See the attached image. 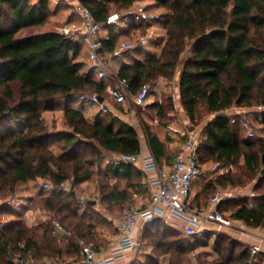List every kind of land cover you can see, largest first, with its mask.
Instances as JSON below:
<instances>
[{"label": "trees", "instance_id": "16d2710c", "mask_svg": "<svg viewBox=\"0 0 264 264\" xmlns=\"http://www.w3.org/2000/svg\"><path fill=\"white\" fill-rule=\"evenodd\" d=\"M136 1L84 0L101 23L112 13L110 3L128 11ZM154 1L166 9L160 16L167 35L165 45L143 60L121 66L116 76L127 80L131 94L145 85H155L159 79L178 77L180 102L193 125L200 123L203 111L214 116L225 114L209 120L202 131L201 163L214 161L219 170L229 168V172L208 183L206 194L214 193L219 186H245V180L257 177L260 184L256 189L262 188L264 140L242 138L239 126L231 123L229 111L264 106V0ZM49 3L50 0H0V194H10L19 184L38 177L49 179L53 189L40 197L41 206L54 214L50 221L28 225L23 214L30 206L17 210L3 202L0 213L10 212L16 217L0 221V264H16L17 257L33 264L50 257L61 259L68 252L80 251L77 238L90 244L93 223L88 222L86 212L78 216L76 193L59 186L68 181L75 186L98 179L102 201L108 207H119L129 199V193L102 174L104 154L139 155L141 151L135 127L114 116L88 118L81 107L73 106L82 94L109 97L107 86L94 78L95 71H86L85 62L78 59L84 44L81 39L62 35L56 28L22 35L24 30L48 23ZM108 32L103 39L104 51L111 53L121 42L116 29ZM59 107L63 108L67 130L48 132L40 122L42 111ZM148 108L156 112L152 118L163 124L168 104L156 102ZM258 122L264 127V110ZM145 133L158 162L166 155L165 142L147 124ZM56 140L64 142L66 148L60 154L51 147ZM113 171L130 176L131 164L117 166ZM27 201L35 199L29 197ZM256 201L255 207L242 201L225 209L220 205L219 210L231 211L228 216L232 220L247 226L264 227V191L257 194ZM56 220L73 236L58 237ZM142 230L145 237L154 233L157 240L155 250L141 264H161L160 258L172 253L185 255L202 246L200 239L214 236L211 232L203 237L187 236L160 219L146 222ZM223 234L227 235L215 233L219 252L225 249H220ZM223 240H230L232 245L226 264H249L251 256L246 245L229 236ZM203 241L210 242L209 238ZM168 263L174 264L171 260Z\"/></svg>", "mask_w": 264, "mask_h": 264}, {"label": "built area", "instance_id": "2783aa9c", "mask_svg": "<svg viewBox=\"0 0 264 264\" xmlns=\"http://www.w3.org/2000/svg\"><path fill=\"white\" fill-rule=\"evenodd\" d=\"M60 1V0H56ZM73 7L79 15L81 23L79 25L65 24L57 29V31L66 36H78L81 40L89 45V67L96 71L100 80L114 81L113 85L107 86L106 91L111 100L116 104H133L137 107L146 106L152 94L150 85L143 86L137 93L131 94L128 89L126 79H121L112 72L114 61L126 54L141 48L148 51L150 47L155 49L162 48L165 45V38L156 37L153 28L147 30L136 41H123L111 53L104 51L103 33L109 29H117L128 21L151 22L160 25V15H154L151 11L142 5H138L126 12L111 13L105 23L97 21L91 9L85 4L84 0H65ZM164 37V36H163ZM98 93H87L80 96V102L99 108L101 114L108 115L112 112L111 104L108 98L101 101ZM110 100V99H109ZM236 109H242L236 107ZM235 111L232 114L231 123L238 125L247 139L257 140L258 134L256 127L244 115L242 111ZM264 106H258L256 111L261 113ZM119 116V114H117ZM215 117V116H214ZM185 140L175 161L169 167H161L153 156L143 159L142 170L148 175V184L151 190V200L145 208H131L124 212L117 223V231L119 235L118 248L114 250V256L109 259L98 258L94 247L83 238H77L76 243L83 257L79 264H116L127 251H135L138 247L137 228L139 224L149 222L153 219L163 220L165 223L178 222L185 235L191 237H203L207 232H224L230 230L234 226V221L224 212L219 210V205L228 198L235 197L238 192H226L218 189L210 198L209 204L205 208H196L191 205V193L193 182L196 178L204 175L203 164L199 158V148L202 141V129L193 124H189L183 132ZM139 160V155L135 154H117L113 153L107 159L108 163L116 166L125 164H134ZM229 171L228 167H225ZM219 170V166L215 165L212 171ZM59 188L61 190L70 191L69 183L63 182ZM43 189L50 192L53 185L50 182L43 183ZM242 192L240 190L239 194ZM247 205L255 207L257 205V193L254 190L248 192ZM14 208L20 210L26 203L21 200H15L11 203ZM87 204L83 198H79L78 212L81 206ZM35 218L31 209L24 211L23 219L27 224L31 223ZM57 231L63 232L67 237H72V231L66 229L62 224L55 221ZM264 232L260 235L259 240L250 246L252 260H256L259 253L263 251ZM16 264H31L23 257L15 259ZM59 264V263H55Z\"/></svg>", "mask_w": 264, "mask_h": 264}, {"label": "crops", "instance_id": "0c3cea01", "mask_svg": "<svg viewBox=\"0 0 264 264\" xmlns=\"http://www.w3.org/2000/svg\"><path fill=\"white\" fill-rule=\"evenodd\" d=\"M33 3L37 2V0H31ZM53 3V5H52ZM139 4L138 1L135 2L133 7H136ZM160 6V5H159ZM50 10L52 12V16L54 19H57L53 22L54 26L51 29L56 28V30L65 25V24H74L79 25L81 23L79 15L75 12L72 6L68 5L65 6L63 3L56 1V0H50L49 3ZM162 7V6H160ZM160 7L155 8L156 10L160 9ZM71 9V13L69 10ZM61 25V26H60ZM157 24L151 23V22H134V21H128L123 24L120 28H117L116 31L119 33V39L120 42L123 41H136L140 35L147 33V30L150 28H153V30L156 33V37L160 36L162 38H165L166 32L165 29L161 28L163 25L160 24V28H156ZM159 26V25H158ZM48 29V30H51ZM108 30L104 31L103 38H106L108 36ZM164 36V37H163ZM78 37V36H76ZM81 39L80 37H78ZM167 40V39H166ZM165 40V43H166ZM161 49V48H159ZM155 49L153 47H150L148 51H144L141 48H138L125 56L118 58L114 61V65L112 67V72L117 73L119 71V68L125 64H131L136 60H143L145 59L149 54L159 50ZM85 50V51H84ZM84 51V52H83ZM84 57V58H83ZM80 61L85 62V70H89V45L84 43L82 46V50L80 52V55L78 57ZM94 78L100 80L98 78V75L95 71ZM178 84L176 88V93H178V111H179V121L182 123L184 128V131L187 129L188 125L190 124L189 118L184 110V108L181 105L180 97H179V78H176ZM102 81L106 86H110L111 84L107 83L106 80H100ZM158 82L155 84L157 85ZM108 101L110 102L111 98L107 97ZM110 99V100H109ZM112 101V100H111ZM114 102V101H113ZM115 103V102H114ZM116 104V103H115ZM152 103L149 102L146 106L151 105ZM121 105V104H116ZM73 106L75 107H81L83 111L85 112V115L88 118H95L101 114L99 108H93L92 106L85 105L80 102V100L77 103H74ZM144 106V107H146ZM143 108V107H140ZM246 108L239 109L242 112H245ZM248 109V108H247ZM238 109L232 108L229 113L233 114ZM238 110V111H239ZM112 112L114 113V117L118 118L119 120L128 123L129 125L136 128L139 134L140 142H141V151L139 153V160L137 163L131 164V175L130 176H124L123 173L115 174L113 171V168H116L117 166L111 163L107 162V159L112 156V152H105L103 163L101 164L102 174L111 179L112 183H120L121 188L126 189L129 193V199L125 203L119 204V206H132L131 208H145L149 205L151 200V190L148 184V175L142 170L143 165V159L148 156H153L154 154L151 150L150 144L148 142V137L145 133V126L141 129H138L139 122L144 119V121L147 123V126L150 127L151 131L157 135L162 141L165 142L166 147V155L164 157L159 158L158 163L161 167H169L174 161L177 152L181 149L183 142L181 143L176 137L171 133V131L180 132L181 130L174 129L175 125L174 123L177 121L174 119L170 124L163 125L160 124L156 118L149 117L147 118L150 113L148 111H140V112H134L131 111L130 113H126L122 110H115ZM111 112V113H112ZM257 112V111H256ZM119 114V116L117 115ZM172 116V114H169ZM113 117V116H112ZM106 119H109L110 116H105ZM259 123V122H258ZM142 124L143 120H142ZM260 124V123H259ZM260 126L264 129V127L260 124ZM240 132H243V130L239 127ZM183 131V132H184ZM242 138H246L241 136ZM261 140H264V135H262ZM177 149H176V148ZM155 158V157H154ZM203 168H204V175L201 177H198L194 180L193 186H192V193H191V205L193 207H196L198 209L205 208L208 206L210 198L215 194V192L218 189H222L226 192H238L235 197L228 198L225 202H223L222 205L223 208H227L228 205L238 204L242 201L248 200V192L250 190H254V186H219L216 188L215 192L212 193V195L209 197L208 194L205 192V187L208 185V183L211 182V180L215 179L219 174L227 173L229 171H226V169H221L219 172L212 171V168L217 163L214 161H207L203 162ZM128 165V164H125ZM213 165V166H212ZM231 169H234V172L238 171V168L231 167ZM240 190L242 192L239 194ZM97 191L98 195H101V188L97 183ZM255 191V190H254ZM219 205V206H220ZM135 206V207H134ZM137 206V207H136ZM130 208V209H131ZM225 214H230L231 211L224 210ZM121 217H119L120 219ZM118 219V220H119ZM118 220L115 222V232L108 233V230L105 228H93L95 231H97L98 236H96V239H91L93 234L88 238L90 244H92L97 252L98 258L100 259H109L114 256V250L118 248L119 245V235L117 231V223ZM234 226L238 228L237 233L234 234L235 237H233L235 240L241 242L244 245H252L256 243L259 240L260 235L264 232V227L254 228L247 226L242 221L239 220H233ZM94 224V223H93ZM143 224H139L137 231L140 227L143 229ZM168 227L171 229L180 231L184 234L181 224L178 222H171L166 223ZM136 231V232H137ZM212 233V232H211ZM58 237H65V234L61 231H56L55 233ZM76 242V241H75ZM152 247V246H151ZM263 251L260 254L261 261L264 263V243L262 244ZM134 251H127L124 253L123 258H121L119 261L116 262V264H132L135 262V259H138L139 261L143 262L144 260L141 257L134 256ZM150 255V253H147L146 256ZM134 257V259H133ZM83 257L81 255L80 251H77L76 253H69L64 254L61 259H56L53 257L45 258L40 263L41 264H50L55 261H59L60 264H79L82 261Z\"/></svg>", "mask_w": 264, "mask_h": 264}, {"label": "rangeland", "instance_id": "374dc122", "mask_svg": "<svg viewBox=\"0 0 264 264\" xmlns=\"http://www.w3.org/2000/svg\"><path fill=\"white\" fill-rule=\"evenodd\" d=\"M59 2L63 3V5L65 6L69 5L65 0H60ZM138 2H139L138 5L146 6L151 11V13L154 15L161 16L166 12V9L164 7H160L159 4L156 3L154 0H138ZM110 6L112 8V13L126 12V11L119 10L118 5L114 4L113 2L110 3ZM157 7H160V9L156 10L155 8ZM71 12L72 11L70 9L69 12L67 13L70 14ZM55 20L57 19L53 18L52 12H51V15H50V18L47 24L43 26L24 30L22 31V35H26L30 32L36 33V32L51 29L54 26L53 22ZM156 28H160V25L159 26L157 25ZM161 28L165 29L164 27H161ZM106 81L107 83L111 85L114 84V81H112L111 79L106 80ZM177 84L178 82L176 79H173V80L159 79L157 85L150 84L153 95L151 96L149 102H151L152 104L156 102H159V103L161 102L164 105L168 104L169 109L167 111V118L162 120V123L170 124L174 119H176L177 121L174 123L175 125L174 129H178L181 131L180 132L171 131V133L176 137V139H178L182 143L185 140V137L183 136L184 128H182L183 125L179 121V116H178L179 111H178L177 103L179 100H178V93H176ZM110 104H111V109L113 111L122 110L126 113H130L131 111L140 112L144 110L150 113L147 117L148 119L149 117L151 116L155 117L156 115L155 110L148 108L149 105L143 108L134 106L133 104H130V102L127 104L116 105L113 102V100L112 101L110 100ZM256 109H257V106L248 107V109L246 108L244 110L245 111L244 115H246L249 118V120L254 124L257 130L258 137H261L262 135H264V129L258 123V117L260 113H257ZM169 114H172V116H170ZM202 115L203 116L199 121L200 123L196 124L195 126H198L203 131L204 126L207 124L209 120L214 118V115L207 114L205 111H203ZM106 116L112 117L114 116V113L113 112L109 113ZM41 117L42 118L40 122L44 124L48 132H59V131L67 130V127L65 126L64 119H63V108L62 107L50 109V110H44L42 111ZM142 120L144 124H142ZM142 120L138 124L139 125L138 129H141V130H142V127H144L147 124L144 121V119ZM241 136L245 137V133L241 132ZM259 139L260 138H258L257 140ZM51 147L57 154H60L61 152L66 150V148L64 147V142L58 141V140L53 141ZM94 179L95 178H93L91 181L85 182L81 185H75V186L72 184V182L68 181L70 191H74L78 198H83L87 201L86 205L81 206L80 211L78 212V216H82V213L86 212L85 214L88 215L87 220L88 222L94 223L93 224L94 228H97V229L105 228L106 230H108V233L115 232L116 220H118L119 217H121L124 214V212L130 209L132 206H123V207L119 206V207H116L117 209L108 207V204L102 201V195H98L97 183L100 186V181L98 179L97 180L96 179L94 180ZM44 182L52 183V181L49 179H42L38 177L34 181L19 184L15 188L14 192L10 194H0V205L3 202H8L11 204L15 200H21L22 202L26 203L28 206H30L29 209L32 210L33 216L35 215L34 220L28 225H33V224L41 223L43 221L52 220L54 214L50 213L49 211H47L41 206L43 199H41L40 197L46 194V191L43 189ZM245 183H246L245 186H252V187L254 186L255 189H256L257 184H260L258 177L255 178L254 180L247 179L245 180ZM263 191H264V183L262 184V188L255 190L257 194H260ZM211 195L212 193H210L208 196L210 197ZM29 197L34 198L35 201L34 202L27 201V198ZM15 215L16 214H12L10 212L0 213V221L11 220L12 218L16 217ZM237 230L238 228L236 226H233L230 230L224 231L227 235L223 234L220 237V249L225 248V249H222L221 252H219L217 248L215 247V240H217L216 239L217 237L215 235L208 236L202 239L208 240L209 238L210 242L207 243L206 241H203L200 239L199 242L200 244H202V246L195 248L193 250L190 249L185 255H176V253H172V255L166 258L161 257L160 258L161 264H169L168 263L169 260H171V262L173 261L174 264H226L225 258L227 257L229 249L231 248L232 245L230 244V240H226L225 242H223L224 241L223 239H225V237L227 236L235 237L234 234L237 233ZM90 232L91 234H93L91 239H96V236H98L97 231L92 229ZM144 235L145 234H143L142 227H140L139 230L137 231L138 247L134 251V254H135L134 256L141 257L144 260V262H146L148 258L146 254L147 253L152 254V252L155 250L154 242H156L155 240H157V238L155 237L154 233L150 235H146V237ZM181 236L182 238H184L183 234H181ZM250 246L251 245H247V248L249 249V251H250ZM241 248L243 249V247ZM250 256H251V253H250ZM135 260H136L135 264H141V261H139L138 259H135ZM30 263L33 264V262L31 261ZM55 263L60 264L59 261H55L50 264H55ZM36 264H41V263L40 261L37 260ZM235 264H241V263L237 261L235 262ZM249 264H264V263L261 261V258L258 256L256 260H252L251 258L249 261Z\"/></svg>", "mask_w": 264, "mask_h": 264}, {"label": "water", "instance_id": "95a60500", "mask_svg": "<svg viewBox=\"0 0 264 264\" xmlns=\"http://www.w3.org/2000/svg\"><path fill=\"white\" fill-rule=\"evenodd\" d=\"M100 100H101V101H104V98L101 97ZM224 115H225L224 113H219V114H217L215 117H216V118H221V117H223ZM262 174H263V176H264V171L262 172Z\"/></svg>", "mask_w": 264, "mask_h": 264}]
</instances>
